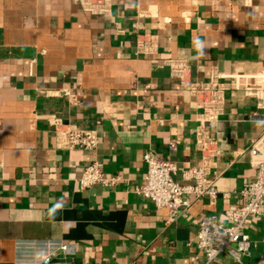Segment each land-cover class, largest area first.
Returning <instances> with one entry per match:
<instances>
[{
    "label": "crops",
    "instance_id": "obj_1",
    "mask_svg": "<svg viewBox=\"0 0 264 264\" xmlns=\"http://www.w3.org/2000/svg\"><path fill=\"white\" fill-rule=\"evenodd\" d=\"M110 5L103 17L83 12L78 0H0V264L45 256L52 264H205L192 221L208 215L227 225L225 211L241 205L240 190L253 179L246 149L264 110L229 89L222 114L205 127L225 141L208 176L217 199L170 217L133 193L147 151L172 160L179 183L201 163V111L165 61L183 64L192 83L264 73V0ZM143 33L154 40L153 56L136 49ZM51 119L97 131L99 145L58 149ZM93 162L119 177L117 185L81 189ZM244 232L252 246L241 264H264V219H249ZM59 245L73 246V255ZM210 264L237 263L221 255Z\"/></svg>",
    "mask_w": 264,
    "mask_h": 264
},
{
    "label": "built area",
    "instance_id": "obj_2",
    "mask_svg": "<svg viewBox=\"0 0 264 264\" xmlns=\"http://www.w3.org/2000/svg\"><path fill=\"white\" fill-rule=\"evenodd\" d=\"M83 12L93 16L107 17L110 15V0H78ZM137 51L144 56H153L155 43L153 38L146 34H136ZM169 66L171 76L179 81L201 111L199 126L195 131V147L201 155V163L181 172L179 183L174 177L177 174L176 164L168 159L157 156L151 151L143 155L145 173L143 184L133 189L137 196L152 202L156 209L166 210L170 217L187 209L196 201L208 198L214 202L218 192L208 180L214 159L223 152L224 139L212 137L206 126L211 127L213 118L223 112L224 91L234 89L241 91L245 97L254 99L261 110H264V73L256 75L233 74L228 76L213 75L208 82L192 83L187 79V69L171 60L165 61ZM221 79L224 81L222 82ZM69 103L76 104L75 95L63 91ZM261 124L260 134L251 139L246 151L250 156V165L253 169V179L240 190L241 205L225 211L227 225L219 222L214 216H203L194 219L192 223L197 227L196 249L205 260V264L216 261L224 255L237 264H241L251 250V241L244 229L249 219H264V118L259 117ZM51 126L56 137L58 149H80L94 151L99 145L98 133L95 130H72L64 126L59 120L51 119ZM173 149V145H170ZM120 178L105 176L102 164L93 162L83 170L79 179L81 189L95 185L112 187L117 185ZM61 254L71 256L74 247L59 245ZM40 264H52L50 257L45 256ZM70 264V263H60Z\"/></svg>",
    "mask_w": 264,
    "mask_h": 264
}]
</instances>
